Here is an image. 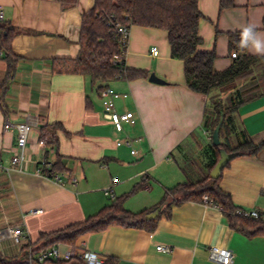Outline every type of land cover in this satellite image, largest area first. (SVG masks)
<instances>
[{
	"label": "crops",
	"instance_id": "1",
	"mask_svg": "<svg viewBox=\"0 0 264 264\" xmlns=\"http://www.w3.org/2000/svg\"><path fill=\"white\" fill-rule=\"evenodd\" d=\"M234 1L235 7L221 9L220 0H199V51L216 54V71L234 61L230 33L253 25L264 40V0ZM93 3L0 0L2 24L17 31L11 51L19 58L8 80L9 62L0 46V231L19 226L26 234L20 243L10 234L0 237L4 259H20L23 247L38 242L42 233L87 220L141 182L146 186L127 199L125 208L147 211L148 216L167 189L187 180L182 167L190 166L196 177L208 172L212 137L203 120L209 100L187 87L184 63L171 57L167 31L140 26L130 30L125 63L147 71L146 78L94 83L89 76L64 70L62 59L80 55L81 22ZM154 48L158 56L152 54ZM248 54L264 56L251 47ZM152 73L165 84L151 82ZM101 85L127 96L116 101V110L132 111L134 125L116 129L105 114ZM7 121L31 124L21 166L12 163L20 144L16 128L5 130ZM237 121L254 143L264 141V96L242 106ZM53 132L57 145L43 144L42 136ZM59 157L68 171L47 177L43 166ZM221 188L240 210L259 211L264 223V149L256 156L234 158L222 172ZM40 209L42 214H30ZM149 220L154 221L153 230L111 225L82 236L76 248L98 253L111 264H218L210 251L221 247L232 252L231 264H264V235L249 237L235 230L219 206L188 201ZM161 246L171 252L158 250ZM69 247L59 245L63 252ZM36 248L28 250V258L39 252H33Z\"/></svg>",
	"mask_w": 264,
	"mask_h": 264
},
{
	"label": "trees",
	"instance_id": "2",
	"mask_svg": "<svg viewBox=\"0 0 264 264\" xmlns=\"http://www.w3.org/2000/svg\"><path fill=\"white\" fill-rule=\"evenodd\" d=\"M233 7L234 0H220L221 9ZM202 18L199 0H94L92 8L82 18L80 55L76 59L61 61L66 63L64 70L89 76L94 83L146 78L147 71L128 68L125 60L120 64L113 62L114 56L121 53L116 24L121 23L128 30L133 26H140L167 31L171 57L184 63L187 87L208 97L209 107L204 114L203 128L213 137L220 119L223 117L224 120L220 130V145H214L212 139L209 146L208 172L196 177L190 171V166L182 167L187 180L167 189L160 204L152 211L160 208V212L167 213L173 205L188 201L203 202L219 206L235 230L249 237L264 235V223L260 219L238 213L239 207L234 204L230 194L221 188V176L218 179L211 177V172L221 157V150L236 155L234 158H237L256 156L264 149V141L254 143L237 121V114L242 106L264 96V56L248 54L250 46L242 47L240 43L242 32L230 33V55L232 57L233 53H237L238 57L233 58L234 61L228 69L216 71V54L199 51L203 44L199 35ZM0 29V46L6 51L9 62V80L19 60L11 51L12 39L17 31L2 23ZM254 33L256 35V29ZM105 86L101 85L100 89ZM225 100L229 101L228 104ZM57 128L62 127L57 125ZM41 142L55 147L58 143L57 134L53 132L50 137L44 134ZM42 171L47 177L54 178L56 174L65 173L68 169L59 157L55 163L45 164ZM145 186V182L137 184L130 193L115 199L110 206L83 222L71 224L52 233H42L38 242L23 247L24 254L20 259L7 260L0 256V264H30L28 250L34 245L37 248L33 252L61 244L76 247L82 236L103 231L111 225L153 230L155 224L153 220L147 219V211L132 213L125 208L127 199ZM45 264L83 263L75 258L70 261H49Z\"/></svg>",
	"mask_w": 264,
	"mask_h": 264
},
{
	"label": "built area",
	"instance_id": "3",
	"mask_svg": "<svg viewBox=\"0 0 264 264\" xmlns=\"http://www.w3.org/2000/svg\"><path fill=\"white\" fill-rule=\"evenodd\" d=\"M5 21V11L4 7L0 5V23ZM2 30L0 29V33ZM116 32L119 35V43L121 44V53L115 55L113 58V62L115 64H120L122 61L125 60L127 50H128V43H129V36L130 30H128L124 25L121 23L116 24ZM3 53V52H2ZM152 54L154 56H158L159 50L158 48L152 49ZM238 54L233 53L232 58H237ZM102 103L104 107L105 114L107 118L111 120V122L115 125L118 131L124 130V125H134L136 123V116L132 111H127L123 114H120L116 110V101L120 98L127 97L126 95H122L116 92L111 87L103 88L100 92ZM5 130H9L10 128H16L18 131V138L20 144V153L13 158V165L21 166L25 161V149L26 144L28 141L29 132L31 130V124L28 121L24 122H17L13 123L11 121H7L4 126ZM127 145L132 146V141H127ZM121 145V143H118ZM132 154L136 155L137 151L133 150ZM106 195H111V189H107L105 191ZM44 211L43 210H36L31 211L30 214L32 215H40ZM238 213L244 215L245 217H250L253 219H260L261 214L257 210L253 211H244L239 210ZM10 234L17 243H20L22 239L26 238L25 231L22 227H14L9 228L8 231H0V237H4L5 235ZM158 250L163 251L165 253H170L171 249L169 247H158ZM79 259L82 261L83 264H106L107 259L106 257L86 250V249H79L76 247H69V249L63 252L59 246L44 249L39 251L38 253H32L30 255L29 262L30 264H45L49 261H70L72 259ZM210 259L218 264H231L233 260L232 252L228 249H224L221 247H213L210 251Z\"/></svg>",
	"mask_w": 264,
	"mask_h": 264
},
{
	"label": "water",
	"instance_id": "4",
	"mask_svg": "<svg viewBox=\"0 0 264 264\" xmlns=\"http://www.w3.org/2000/svg\"><path fill=\"white\" fill-rule=\"evenodd\" d=\"M150 81L158 84H165V81L158 78L155 73H152L150 76ZM223 117L220 119L218 126L216 127L214 133H213V143L214 145H220L221 139H220V130L223 124ZM221 157L215 166V168L211 172V177L214 179H218L221 175L223 170L227 167V165L232 161L236 155H230L226 151L221 150L220 151ZM160 208L155 210L154 212L150 213L147 218L148 219H154L156 218L160 213Z\"/></svg>",
	"mask_w": 264,
	"mask_h": 264
},
{
	"label": "clouds",
	"instance_id": "5",
	"mask_svg": "<svg viewBox=\"0 0 264 264\" xmlns=\"http://www.w3.org/2000/svg\"><path fill=\"white\" fill-rule=\"evenodd\" d=\"M240 43L242 47L250 46L257 54H264V40L255 35L253 25L244 27Z\"/></svg>",
	"mask_w": 264,
	"mask_h": 264
},
{
	"label": "rangeland",
	"instance_id": "6",
	"mask_svg": "<svg viewBox=\"0 0 264 264\" xmlns=\"http://www.w3.org/2000/svg\"><path fill=\"white\" fill-rule=\"evenodd\" d=\"M225 97H226V96H225ZM227 98H229V96H228ZM227 98H226V99H227ZM225 102H226V104H228L229 101L225 100ZM201 176H203V175H201Z\"/></svg>",
	"mask_w": 264,
	"mask_h": 264
}]
</instances>
